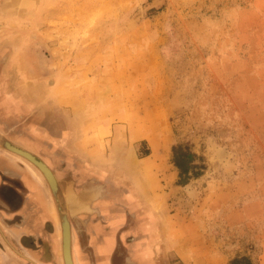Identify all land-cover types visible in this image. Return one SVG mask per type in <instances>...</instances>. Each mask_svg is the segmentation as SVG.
I'll return each instance as SVG.
<instances>
[{
  "label": "rangeland",
  "instance_id": "obj_1",
  "mask_svg": "<svg viewBox=\"0 0 264 264\" xmlns=\"http://www.w3.org/2000/svg\"><path fill=\"white\" fill-rule=\"evenodd\" d=\"M6 3L32 78L41 56L47 90L57 84L63 108L86 121L104 171L128 174L131 158L152 155L145 127L170 139L142 178L170 264H264V0ZM178 144L204 166L186 185Z\"/></svg>",
  "mask_w": 264,
  "mask_h": 264
},
{
  "label": "crops",
  "instance_id": "obj_2",
  "mask_svg": "<svg viewBox=\"0 0 264 264\" xmlns=\"http://www.w3.org/2000/svg\"><path fill=\"white\" fill-rule=\"evenodd\" d=\"M1 11L0 264H65L60 207L72 227L74 264H170L151 185L119 166L103 170L101 152L88 144L86 121L63 108L57 84L47 90L41 56L32 78L35 62ZM6 140L50 166L60 202L34 164L1 144Z\"/></svg>",
  "mask_w": 264,
  "mask_h": 264
},
{
  "label": "water",
  "instance_id": "obj_3",
  "mask_svg": "<svg viewBox=\"0 0 264 264\" xmlns=\"http://www.w3.org/2000/svg\"><path fill=\"white\" fill-rule=\"evenodd\" d=\"M4 147L20 154L30 162L34 164L46 177L53 195L58 199L60 202V186L57 181V178L55 176V173L50 168V166L42 160L39 156L34 154L33 152L16 145L14 143L9 142L6 140L4 143H1ZM61 216H62V226L64 229L63 235H64V262L65 264H74L73 258H72V252H71V236H72V227L69 219V215L66 212V210L60 207Z\"/></svg>",
  "mask_w": 264,
  "mask_h": 264
},
{
  "label": "trees",
  "instance_id": "obj_4",
  "mask_svg": "<svg viewBox=\"0 0 264 264\" xmlns=\"http://www.w3.org/2000/svg\"><path fill=\"white\" fill-rule=\"evenodd\" d=\"M198 158L197 154L194 153L189 146L181 144L174 145L172 148V162L178 169V181L179 185H186L189 181L201 174L198 168L204 166L196 162ZM229 264H255L249 257L236 256L230 260Z\"/></svg>",
  "mask_w": 264,
  "mask_h": 264
},
{
  "label": "bare ground",
  "instance_id": "obj_5",
  "mask_svg": "<svg viewBox=\"0 0 264 264\" xmlns=\"http://www.w3.org/2000/svg\"><path fill=\"white\" fill-rule=\"evenodd\" d=\"M143 134H147L148 136V140H149V143L151 145V148H152V155H149L146 159H142V160H137V159H134V158H131L130 160L132 161V163H129L130 167H129V170L128 172L131 173V172H134L135 174H138V177H142L144 178L143 174L146 172V173H149V169H152L153 165H154V161L156 159V155L159 154V151L162 149V150H166V148L170 145V139L165 136V137H158V135L156 134V131H154V128L153 127H145V130H144V133ZM225 151L223 150H219L218 151V155L220 157H224L225 156ZM125 156V155H124ZM32 163V162H31ZM33 164V163H32ZM169 169V167H168ZM41 172V171H40ZM42 173V172H41ZM142 174V176L140 175ZM42 175L44 176V174L42 173ZM140 175V176H139ZM147 180V179H146ZM72 194V193H71ZM87 194V193H86ZM85 194V195H86ZM90 197V196H89ZM92 198V197H90ZM159 199V198H158ZM79 201V200H78ZM80 203V202H79ZM218 203V202H217ZM214 204V203H213ZM142 206V205H141ZM217 207V206H216ZM55 208V207H54ZM56 209V208H55ZM81 209V208H79ZM150 209V208H149ZM216 209V208H215ZM210 211V210H209ZM144 212V211H143ZM146 212V211H145ZM56 213H57V209H56ZM221 213V212H220ZM58 215V213H57ZM146 215V214H145ZM154 215V214H153ZM59 217V215H58ZM61 223V229H62V235H63V232H64V229H63V226H62V222ZM158 228V227H157ZM165 233V232H164ZM156 234V233H155ZM170 235V234H169ZM156 236V235H155ZM173 236V235H172ZM182 238H185V237H182ZM62 239H63V255H64V235L62 236ZM176 239V238H174ZM186 239V238H185ZM185 239L183 240V242L185 241ZM172 240V239H171ZM71 241H72V237H71ZM178 241V239H177ZM179 241L181 242V238H179ZM193 241V240H191ZM182 242V243H183ZM174 244V243H173ZM184 244V243H183ZM199 246V245H198ZM185 258H187L189 260V257L188 256H185ZM203 260V259H202Z\"/></svg>",
  "mask_w": 264,
  "mask_h": 264
},
{
  "label": "flooded vegetation",
  "instance_id": "obj_6",
  "mask_svg": "<svg viewBox=\"0 0 264 264\" xmlns=\"http://www.w3.org/2000/svg\"><path fill=\"white\" fill-rule=\"evenodd\" d=\"M135 259V261H138V262H144V259H140L139 257H137V258H134Z\"/></svg>",
  "mask_w": 264,
  "mask_h": 264
}]
</instances>
